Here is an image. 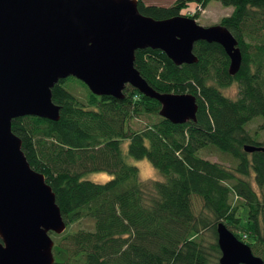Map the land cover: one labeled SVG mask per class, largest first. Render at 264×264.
Listing matches in <instances>:
<instances>
[{
    "label": "trees",
    "instance_id": "obj_1",
    "mask_svg": "<svg viewBox=\"0 0 264 264\" xmlns=\"http://www.w3.org/2000/svg\"><path fill=\"white\" fill-rule=\"evenodd\" d=\"M218 1L232 6L216 22L238 40L242 58L235 73L216 41L196 40L197 60L180 64L159 48L134 52L135 67L153 88L195 95L194 120L171 122L158 113L157 99L129 84L117 98L92 93L79 79L82 99L63 85L72 75L51 86L57 119L12 117V131L29 164L44 174L65 221L62 232L50 231L52 264H219L218 221L264 264V150L243 148L264 145V0ZM190 2L194 7L182 11ZM207 2L138 0L137 6L157 18L182 13L197 19ZM232 82L237 89L230 95L224 88ZM141 115L146 120L136 126ZM210 146L231 163L200 154ZM128 156L146 157L162 178L141 182ZM93 170L109 177L93 182L85 177ZM83 217L89 227L71 228Z\"/></svg>",
    "mask_w": 264,
    "mask_h": 264
},
{
    "label": "water",
    "instance_id": "obj_2",
    "mask_svg": "<svg viewBox=\"0 0 264 264\" xmlns=\"http://www.w3.org/2000/svg\"><path fill=\"white\" fill-rule=\"evenodd\" d=\"M138 0H0V264H52L50 231L65 228L55 193L28 162L12 117L59 116L51 86L68 75L95 94L121 98L126 84L158 100L171 122L196 118L195 95L159 91L134 65L138 48H159L176 64L193 62L196 40L218 42L228 72L240 66L238 40L221 23L188 14L153 17ZM245 150L264 145L246 143ZM219 264H260L262 258L222 221L216 224Z\"/></svg>",
    "mask_w": 264,
    "mask_h": 264
},
{
    "label": "rangeland",
    "instance_id": "obj_3",
    "mask_svg": "<svg viewBox=\"0 0 264 264\" xmlns=\"http://www.w3.org/2000/svg\"><path fill=\"white\" fill-rule=\"evenodd\" d=\"M194 2L188 3V6L186 8H183L182 11H185V9H188L189 7L193 6ZM217 4L220 6V8L214 4ZM169 4V3H167ZM228 7H232L230 5H224L220 3L218 0H208L207 5L203 11L200 10L198 16H197V21L200 24L207 25L216 22L219 17L225 13L228 12ZM227 10V11H226ZM63 85L70 90L71 92L75 93L78 95L80 98H84L85 95V90L86 88L81 84L78 78L76 77H67ZM237 89V86L234 82H232L230 85L226 86L224 88V91L230 95L235 94ZM146 117L144 115L138 116L135 119V125H141L143 122H145ZM252 125H256V120H254ZM261 136H264V130H261ZM122 148L124 152L126 153V139L122 141ZM200 154L203 156H206L210 159L223 162L226 165L231 163V157L226 155L225 153L220 152L217 150L215 147L210 146V147H205L200 150ZM128 161L131 163H134L138 167V172H140L139 165L141 164H147L152 170L156 178H162L161 174L158 172V170L152 165V163L146 158V157H133V156H128L127 157ZM108 172L104 170H93V171H88L85 173V177L93 179V180H98L102 181L104 179H107L109 176H107ZM107 176V177H106ZM262 193L264 194V189L261 190ZM90 226V221H86V219L83 217L77 222H73L71 224V228H77V227H89ZM51 237L54 236V233L49 232Z\"/></svg>",
    "mask_w": 264,
    "mask_h": 264
},
{
    "label": "clouds",
    "instance_id": "obj_4",
    "mask_svg": "<svg viewBox=\"0 0 264 264\" xmlns=\"http://www.w3.org/2000/svg\"><path fill=\"white\" fill-rule=\"evenodd\" d=\"M140 172H139V180L141 182L147 181L149 179H156V176L153 173V170L147 164L139 165ZM93 182H95L93 180Z\"/></svg>",
    "mask_w": 264,
    "mask_h": 264
},
{
    "label": "crops",
    "instance_id": "obj_5",
    "mask_svg": "<svg viewBox=\"0 0 264 264\" xmlns=\"http://www.w3.org/2000/svg\"><path fill=\"white\" fill-rule=\"evenodd\" d=\"M143 1H145V2H151V3H156V4H167V3H170L172 0H143ZM194 4V3H193ZM214 4V3H213ZM207 5V4H206ZM206 5L203 7V8H201L200 10L201 11H203L204 9H205V7H206ZM214 5H216V6H218L219 8H220V6L219 5H217V4H214ZM192 7H194V5L193 6H191L190 7V9L192 8ZM232 8V7H231ZM231 8L230 7H228V12L231 10ZM227 11V10H226ZM227 12V13H228ZM226 14V13H225Z\"/></svg>",
    "mask_w": 264,
    "mask_h": 264
}]
</instances>
